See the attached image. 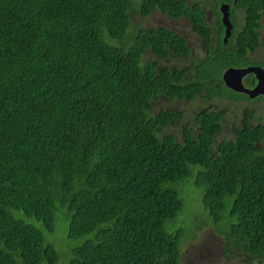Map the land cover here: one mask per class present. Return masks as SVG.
Here are the masks:
<instances>
[{"label":"trees","instance_id":"16d2710c","mask_svg":"<svg viewBox=\"0 0 264 264\" xmlns=\"http://www.w3.org/2000/svg\"><path fill=\"white\" fill-rule=\"evenodd\" d=\"M229 2L239 32L192 62L179 34L142 21L184 16L209 49L223 25L198 3L0 0V264H184V235L168 225L186 187L227 253L264 259V119L219 140L223 112L202 111L179 141L167 126L179 112L149 113L159 94L193 102L223 87L221 70L251 63L264 0ZM169 51L189 66L170 67ZM61 215L81 242L57 250L28 218L51 233Z\"/></svg>","mask_w":264,"mask_h":264},{"label":"flooded vegetation","instance_id":"af4514ba","mask_svg":"<svg viewBox=\"0 0 264 264\" xmlns=\"http://www.w3.org/2000/svg\"><path fill=\"white\" fill-rule=\"evenodd\" d=\"M216 1V2H214ZM187 2V0H186ZM188 3V2H187ZM198 3V2H194ZM188 4V6L193 5ZM201 8L203 9L206 17H205V23L209 26H214L217 21L221 22V17H222V12L220 10L221 4H227L228 5V11H229V20L231 23V29H230V34L226 37V32H225V26L223 25L222 31V41L218 40L214 34H210V41H209V49L208 47H205V39H204V33L201 31L194 29L191 22L184 16H179V17H172L167 14H163L159 10H153L148 16L143 17L142 24L145 22V19L149 17L153 12L158 11L161 17L165 16V22L163 23H172L174 20H179L180 18H186L188 22L190 23V28L192 31L197 35L195 37V40L193 41V45H196L198 41H200V46L202 47V51L200 55L197 57H202L204 56L209 50H217V47L220 46L222 43H226L227 39H229L233 32H235L242 26L243 22V14L242 11H234L232 13L231 11V3L229 0H203L202 2L198 3ZM219 14V17H218ZM231 14L234 15V18L236 19V27L234 28L235 24L232 22L231 19ZM169 19V20H168ZM264 22V20L260 21V27H259V42L258 44L252 49L248 50L249 52L246 54V61H249L251 63L244 65V66H230L227 67L219 73V76L228 68H243L247 69V72L241 77V85L242 88L251 90L253 89L257 83L258 79L256 77V72L258 70H264V31L263 27L261 28V24ZM149 25V24H146ZM145 26V25H144ZM158 26H163V25H158ZM155 26V27H158ZM148 27V26H147ZM165 27V26H163ZM167 28V27H166ZM173 31V30H172ZM175 32V31H174ZM176 34H179L175 32ZM180 37L184 39V42L186 46L189 48L190 40L189 36L186 39L183 37L181 34H179ZM236 35V34H234ZM233 39L236 40V38L233 36ZM192 44V43H191ZM240 46L237 44H233L232 49L236 51L239 49ZM228 50H230V47H227ZM190 55H193L194 51L193 49L189 48ZM230 53H233L232 50H230ZM173 52L169 51V57L167 58L168 65L170 67H175V66H182V67H187L189 64L187 63H182V60L186 56H181V57H175L173 56ZM192 59L190 58L189 61ZM193 62V60H192ZM161 64V63H160ZM192 65V64H191ZM192 68H190L188 71H191ZM221 88H215L213 91H204V90H199V92L196 94L198 97L197 100L193 102H183L184 100H180L177 96L173 98H168L167 96L163 94H159L158 97L154 100L150 101V112L152 115H158L161 111L164 110H175L180 113L182 116L181 119H174L167 121V126H172V125H177V124H182L181 131L179 134L181 135V140L183 141V126L185 125H190L193 128V133L197 134L198 133V128L196 127V122L194 117L198 116L199 112L205 111L210 115L217 114L219 112H223V114L220 116L219 119H217V123L220 124V132L219 134H222L220 137L217 139L222 140V139H234L235 138V127L237 129H242L246 124H249L251 127L254 125L260 124L261 121L264 119V93H259L254 96H250L248 92L239 90V91H233L231 89H228L227 87L224 86L223 82ZM224 88L229 90V92L225 93ZM168 127V131H169ZM170 133H173L176 137L177 133L174 131H169ZM218 133V132H217ZM177 138V137H176ZM216 138H214L215 141H217ZM262 150L264 151V142H259L258 143ZM214 150L216 148V145H214ZM221 236V235H220ZM220 238L223 239V246H222V252H226L224 249V238L221 236ZM236 249H232V252L230 253L231 255H234L236 252ZM227 253V252H226ZM249 256V254H246ZM221 258V257H220ZM234 258L233 256L231 259ZM235 259V258H234ZM253 259H258V258H253ZM263 259V258H260ZM236 261V259L234 260Z\"/></svg>","mask_w":264,"mask_h":264},{"label":"rangeland","instance_id":"374dc122","mask_svg":"<svg viewBox=\"0 0 264 264\" xmlns=\"http://www.w3.org/2000/svg\"><path fill=\"white\" fill-rule=\"evenodd\" d=\"M202 1L203 0H187L188 4H192L194 2L199 3ZM158 14V11L153 12L145 19L144 23L154 26L163 25L168 29L181 34L186 39L189 36V48L194 51L190 58H196L200 55L202 51L200 41H198L196 45H193V41L197 35L190 28V23L186 18L174 20L172 23H170V21L168 23H163V21L165 22V19L167 18H165V16L161 17ZM262 27L264 31V22L261 24V28ZM262 50L264 52V48ZM145 56L147 58L153 57L151 54H147ZM181 127L182 124L172 125L169 127V131L177 133L176 137L178 140H181V135L179 134ZM183 190L184 207L176 214L175 219L169 222L172 227H170V224L168 227L172 231L179 230L182 235H184L183 241H181L180 245V257L184 264H264V259H253V257L238 250L234 253V255L226 252L223 253V239L220 238L221 236L218 234L215 223L208 220L201 209L197 207L199 201H201L200 195L194 192L191 193L190 187H186ZM200 206L203 208L201 202ZM59 219L62 221L57 220L54 231L49 233L44 229V226L39 221L34 218H28L30 222L41 229L47 238H50V240L54 242L52 244L55 245L57 250L59 244H62L65 248H72L79 244L81 239L74 240L67 237V220L65 216L61 215ZM188 228L189 231H187ZM232 256L236 259V261H234V258L231 259Z\"/></svg>","mask_w":264,"mask_h":264},{"label":"water","instance_id":"95a60500","mask_svg":"<svg viewBox=\"0 0 264 264\" xmlns=\"http://www.w3.org/2000/svg\"><path fill=\"white\" fill-rule=\"evenodd\" d=\"M220 10L222 12L221 21L225 26L226 38L230 34L231 23L229 20V11L227 4H221ZM247 72V69L243 68H228L220 75L221 81L224 86L233 91H246L250 96H254L259 93H264V70H258L256 72V77L258 79L257 85L251 89L247 90L242 88L241 77Z\"/></svg>","mask_w":264,"mask_h":264}]
</instances>
